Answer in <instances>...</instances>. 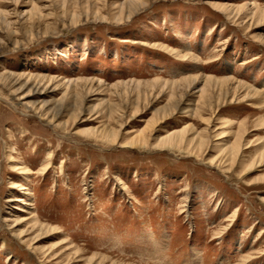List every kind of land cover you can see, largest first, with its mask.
Returning a JSON list of instances; mask_svg holds the SVG:
<instances>
[{"label":"rangeland","instance_id":"1","mask_svg":"<svg viewBox=\"0 0 264 264\" xmlns=\"http://www.w3.org/2000/svg\"><path fill=\"white\" fill-rule=\"evenodd\" d=\"M252 3L264 7L0 0V264H264V110L230 105L231 91L210 127L226 126L222 144L200 157L153 147L208 128L210 110L195 115L205 77L264 90V17ZM151 120V147H122ZM107 129L118 144L87 134ZM243 132L249 173L222 153Z\"/></svg>","mask_w":264,"mask_h":264},{"label":"bare ground","instance_id":"2","mask_svg":"<svg viewBox=\"0 0 264 264\" xmlns=\"http://www.w3.org/2000/svg\"><path fill=\"white\" fill-rule=\"evenodd\" d=\"M251 5H250L249 10L251 11L252 16H254L255 18H256V16L264 17V7L263 6L256 4V3H252ZM221 10L223 12H226L229 17L231 16V13L229 12V10H226L225 8L221 9ZM181 57L183 59L184 58L186 59L187 55H183ZM211 77L212 76L205 77L203 79V80H205V86L203 89H201L199 91V93L201 95V98L204 99L205 103L201 104V105L198 104L196 109H195V111H196L195 115L200 117V118L203 117V115H205L204 113L207 111V109L210 110L212 117L207 118L205 120L208 128H206L202 132H198V131L194 132L193 128L189 131V129L186 130V128H185V130H180L179 132L170 133L166 137L159 138V140L153 145L154 148L165 150V151L166 150H172V151L176 150L179 152H186L187 154H189L191 156L200 157L202 154H205V150L206 149L208 150V148H210V146L214 147V146H216V144H222L224 139H226L229 136V134H228L229 132L224 130L226 126H221L222 128H219L220 132L213 135V136H212V132L210 133V131H211L210 127L214 124V121H213L214 115L217 114V112H219L220 108L225 103L227 104V102L229 101L227 99L230 96L231 91H233V95L231 97L232 100L230 102L231 103L230 105H233L236 103H241V102L243 103L246 101H251V102L254 101L255 105H257L256 109H258V110L263 109L264 110V107L262 106V103H263L262 98L264 96V90L255 89L252 86H249L248 84H246L244 82H241V81H238V80H235L232 78H228V77H227V79H223V80H221V79L217 80V79H214ZM198 78H201V77H198ZM198 78L195 77L193 79V77H192L191 81H190V78H185L181 81H178L177 84L183 85L186 83V84H189V86H191V85L197 84V82L199 81ZM41 81H45V80L43 79ZM215 81L217 82L216 83L217 87L216 86L214 87V84H213V86L211 85ZM90 82H91V80H90ZM68 84H69V87H71L75 83H74V81H68ZM168 85H169V83H168ZM139 86H140V84H139ZM180 87H183V86H180ZM210 87H213L212 92L209 89ZM241 90H244L243 95H240V93H239V91H241ZM254 102H252V103H254ZM177 106L175 105L174 109H172V111L169 114H165L164 117L161 118V120L167 119L168 117L170 118L171 114H175L174 111H176ZM138 114H139V110L137 109L133 114V118L135 116H137ZM107 115L109 116L110 120L116 121L115 116H114L115 113L113 112V110H110V112ZM117 118H119V117H117ZM119 120H121V119H119ZM157 122L158 121H156V120H153V121L151 120V122L148 123V126L145 129H143L138 136H135L131 139H128V141L124 145H122V147H130V148H135V147L146 148L148 146L151 147L152 144L150 143V139H149L150 135H148V133L153 131ZM259 123H260V125H264V117L260 120ZM226 124H228V123H226ZM191 131H193V134H192V136L189 137V133ZM87 134L92 135L94 137L100 136V137H103L104 139L106 138L107 140H109L113 144H118V139H119V131L118 130L117 131L116 130L108 131V129H107V130H102L100 132L99 131L97 132L96 130H94L92 132H88ZM243 138H244V132L240 135H237L236 141L234 142L233 146L228 148V150L227 149L224 150L222 153L228 154L226 162H224V163L227 164V162H228L229 169H236V168L242 166L243 168H245L244 171L249 173L255 167L256 164L254 165V163L256 162V160L252 159V161H250L251 164H249V165H246L245 162L243 161L244 160L243 159V157H244V153H243L244 145L242 144ZM213 140H214V142H216V144L213 142ZM248 148H250V146H247L245 149H248ZM263 148H264V144L262 145L261 149L263 150ZM262 157H264V154ZM47 159L50 160L51 156H49ZM50 164L51 163L48 162L47 165L44 167V169L42 170L43 174L47 172V169L50 166ZM210 164L215 165L216 163L214 161H211ZM219 167H220V165H219ZM15 169H16L15 171L17 173L22 174V175H28L31 173L27 167L16 166ZM230 172H231V170H228V173H230ZM18 190L20 192H26V191H28V188L25 186H20L18 188ZM17 201L23 203V200H21V199H19ZM35 226H36L35 228H41V229H47L48 228V226H46L45 224H42L41 222H39L37 220H35ZM50 230H51V228H49V231Z\"/></svg>","mask_w":264,"mask_h":264}]
</instances>
